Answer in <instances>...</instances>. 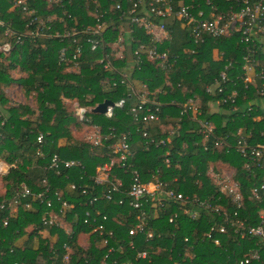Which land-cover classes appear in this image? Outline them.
I'll return each instance as SVG.
<instances>
[{
  "label": "trees",
  "instance_id": "16d2710c",
  "mask_svg": "<svg viewBox=\"0 0 264 264\" xmlns=\"http://www.w3.org/2000/svg\"><path fill=\"white\" fill-rule=\"evenodd\" d=\"M124 1L99 0L102 19L107 23L105 42L96 51H92L81 37L83 47L79 56L82 65L80 71L74 73L67 70L66 64H59L57 58L62 47H66L69 52H78V45L72 43L71 38L62 39L54 36V33L69 26L83 27L95 24L91 0H72L70 4L63 0V7L68 12L66 15H62L63 7L60 4L47 0H27L28 8L36 10L32 15H28L20 6H14L13 0H0V20L3 22V25H0V40L3 38L5 25L8 26L9 23L12 29L23 33L39 28L36 23L29 24L33 16L51 19L47 23L50 29L41 30L44 35H26L21 43L15 44L9 52H0V106L7 105V116L0 114V158L7 164L14 165L3 177L6 181V193L0 196V201L12 200L23 182L32 191L40 190L44 187L41 181L46 178L51 191L58 189L61 198L72 204L70 210L66 211L67 222L72 226L69 235L58 227H48L42 223L45 204L32 201L29 196L21 197L17 215L9 220L6 227L0 228V264H56L60 262L65 242L73 249L72 261L69 264H100L109 246L115 247V250L107 256V264H237L236 261L243 258L244 253L252 248L260 250V259L248 264H264V246L256 245L254 239L240 238L232 227H228L225 234H215L219 238V245L215 244L212 238H207L206 232L210 228L211 220L209 215L203 214L198 219L191 220L175 203L167 202L165 207L157 212V217L150 222L151 228L154 229L152 238H147L145 232L130 235L129 230L134 227L137 210L130 207L127 201L123 205L118 204L116 200L119 195H115L113 201L102 199L90 205L87 203L92 196L90 189L86 193L67 189L69 182L81 186L84 183L90 184L96 167L112 156L107 143L91 146L86 140L77 138L72 130L73 127L97 124L103 131L110 127H114L118 132L130 129L133 135L131 150L134 154L130 161L142 176L146 177L147 171L159 168L160 177L168 187L184 193L197 191L204 195L206 190L216 192L215 185L206 175V171L210 163L221 161L232 165L236 170L234 178L239 182L243 195V209L239 216L247 218L249 223L256 224L259 211L264 208V201L248 198L253 179L244 170L245 159L232 148L225 151L223 147L214 146L210 151H204L200 145L201 135L190 131L196 128V123L187 115L182 116L179 135L174 137L169 145L172 161L180 162V167L165 168L162 165L165 147L150 145L148 150L145 149V138L134 131L136 124L127 113V107L132 104L133 97H130V92L124 85L107 86V80L117 79L118 76L98 63L106 43L114 41L120 34L125 37L128 35L124 30L125 23L119 19V10L115 8L117 2L126 5L127 2ZM177 1L172 0V3ZM213 1L226 5L224 0ZM194 2L207 9L204 0ZM165 21L172 38L161 43L159 50H167L169 56H179L175 66L167 74L170 86L165 85L157 63L144 57L141 59L140 68L131 73L137 86L146 83L162 103L160 121L153 123L149 128V136L163 137L164 130L176 124L186 99L197 94L201 109L198 118L212 122L216 134H228V141L232 143L236 127L246 122L253 126L254 141H263L264 118L253 121V114H250L247 117L232 119V114L227 111L229 107L225 106L213 111L212 98L204 92L206 84L218 75L227 59L240 61V57L246 53L238 35L219 38L204 36L202 41L194 42L182 23L172 24L168 19ZM127 28L133 30L131 36L134 38L133 42L126 45L127 51L136 49L141 43H150L149 36L143 29L130 24H127ZM124 56H128V53L125 52ZM124 61L125 59L115 61V65L121 67L125 65ZM14 71L24 75L14 77ZM12 85H19L25 95L31 94L35 99V108L21 103L10 105L2 88ZM120 98H125L128 103L124 108L115 109L111 118L92 111L94 106L106 99L116 101ZM74 102L87 109L88 121L79 120ZM261 132L263 135H260ZM38 133L45 135L42 147L46 154L44 158L36 154ZM54 153L62 159L80 160L83 168H62L60 174L47 170L45 167ZM33 161L42 166L38 182L34 184L29 178ZM114 173L123 179L124 188H128V176L124 174L123 169L117 166ZM173 178H176L175 182ZM100 190L98 187L97 192ZM28 201L33 206L30 210L23 207ZM222 204L229 211L234 208L226 199H223ZM57 207L58 203L54 201V208ZM96 210L100 213L97 216L98 222L104 223L106 230L111 229L113 237L102 247L99 235L93 233L89 235L88 247L83 248L78 243V236L91 229L83 222L85 212L93 213ZM103 216H106L105 220L102 219ZM171 216L174 217L173 221H170ZM29 225L35 227L33 231H37V228H48L51 235H56V241L51 244L49 239L40 237L37 248L16 247V238L24 234ZM130 241H133V247L129 245ZM142 250L147 251L146 258L137 257V253ZM55 256H58L57 259Z\"/></svg>",
  "mask_w": 264,
  "mask_h": 264
},
{
  "label": "built area",
  "instance_id": "2783aa9c",
  "mask_svg": "<svg viewBox=\"0 0 264 264\" xmlns=\"http://www.w3.org/2000/svg\"><path fill=\"white\" fill-rule=\"evenodd\" d=\"M47 1L64 6L63 0ZM71 1L67 0V3L70 4ZM124 2L127 4L123 5L122 2H117L115 8L119 10V19L125 23L124 30L128 35L125 37L120 34L114 41L106 43L107 46L103 55L99 57L98 63L102 64L105 70L114 72L118 76L117 79L107 80V86L124 85L130 92V97H133L132 104L127 107V113H129L132 122L136 124L134 131L145 138V149L148 150L150 145L165 147L162 165L165 168L180 167V162L172 161L169 145L173 138L179 135L182 116L187 115L191 121L196 123V128H192L190 131H195L201 135L200 145L204 151H210L214 146L223 147L225 151L232 148L245 159L244 170L253 179L248 198L263 202L264 140L254 141L253 126L244 122L236 127L232 135L233 142L229 143L228 134H216L215 125L212 122L198 118L201 114L200 98L199 95L194 94L184 102L180 111L181 115L176 119V124L164 130L165 135L163 137H151L149 136V128L153 123L160 121L159 114L162 103L157 100L155 92H152L146 83L137 86L131 77V73L134 69L140 68L141 59L144 57L150 62L157 63L165 85L170 86L167 74L175 66L179 56H169L167 50H159L161 43L172 38L167 28L166 19L170 20L172 24L182 23L188 29L189 37L194 42L202 41L204 36L219 38L232 34L238 35L246 53L240 57V61L227 59L218 75L206 84L204 92L212 98L211 107L214 108L213 111H217L220 106H225L229 107L227 111L232 114V119L253 114L251 119L260 121L264 118V0H224L226 5L213 0H204L207 9L201 8L199 4L196 5L194 0H190V2L178 0L174 4L172 0H125ZM13 3L14 6H20L28 15L36 13L35 9L28 8L27 0H13ZM91 3L94 6L95 24H88L83 27L69 26L54 33V36L62 39L71 38L72 43L78 45V52H69L66 47H62L58 52V63L66 64L69 72L77 73L80 71L82 60L79 55L83 47V42L80 41L81 37L84 38L85 43L90 46L92 51H96L105 42L107 23L102 19L103 14L99 9V0H91ZM61 13L66 15L67 9L63 7ZM49 20H51L49 17L45 19L35 15L29 24L36 23L39 28L23 33L12 29L10 23L8 26L5 25L3 38L0 40V52H9L15 44L21 43L26 35H44L41 30L50 29L47 24ZM127 24L136 25L143 29L149 36L150 43H141L136 49L127 51L126 45L134 41L131 36L133 30L128 29ZM0 25H3L1 20ZM125 52L128 53V56H124ZM124 59L125 65L121 67L115 65V61H123ZM156 90L160 92V90ZM112 102V105H108L103 113L107 118L113 116L115 109L124 108L128 103L125 98ZM74 107L79 120L88 121L87 109L78 106L76 102H74ZM86 126L90 130H88L85 140L91 146L107 143L112 156L108 161L96 167L94 175L90 178V184L84 183L81 186L69 182L67 189L72 192L79 190L81 193H86L90 189L92 196L87 201L90 205L102 199L113 201L115 195H119L116 200L118 204L123 205L127 201L130 207L137 210L136 222L134 227L129 230L130 235L145 232L147 238H152L154 229L151 228L150 222L157 217V212L162 210L167 202H170L175 203L178 209L191 220L198 219L203 214L209 215L211 217L210 228L206 232V237L212 238L217 245H219V238L215 234H225L228 227H232L234 233L240 238L254 239L256 245L264 246V208L259 211L256 224L249 223L247 218L239 216V212L243 209V195L239 182L234 178L235 167L221 161L216 164L210 163L206 175L214 183L216 192L206 190L204 195L197 191L184 193L173 187H168L167 183L160 177L161 170L159 168L154 171H147V175L144 177L134 167L130 161L134 155L131 150L133 135L130 129L118 132L114 127H110L107 131H103L97 124ZM260 135H263V132ZM36 142L38 144L36 154L40 158L46 157L42 150L45 135L38 133ZM117 166L123 169L124 174L128 176V188H124L123 179L114 173ZM74 167L83 168V164L77 159H62L57 153H54L45 168L55 174H60L62 168ZM173 181L175 182L176 178H173ZM41 182L44 187L40 190L32 191L23 184L12 200L0 201V228L8 225L9 214L20 205V198L29 196L32 201L45 204L46 210L41 218L44 225L62 228L65 233L71 234L72 230L64 226V218H66V211L70 210L72 204L61 198L58 189L52 192L46 178L42 179ZM98 187L101 188L99 192H97ZM51 194L53 195L50 196ZM223 199L228 200L233 205L232 211L227 210L222 204ZM54 201L58 203L57 209L54 208ZM23 207L26 210L33 208L29 201ZM99 215L98 210L94 213L86 211L83 222L90 226L92 232L99 235L100 244L106 246L109 238L113 237V231L111 229L106 230L105 224L98 222L97 216ZM102 219L105 220L106 216H103ZM173 220L174 217L171 216L170 221ZM129 245L133 247V241H130ZM118 248L121 249L120 246ZM114 250L115 247L109 246L107 254L102 258L100 264H107L106 258ZM72 255L73 249L70 244L63 243L62 257L57 264H69ZM137 257L146 258L147 251H139ZM259 259L260 250L252 248L244 253V257L236 263L248 264Z\"/></svg>",
  "mask_w": 264,
  "mask_h": 264
},
{
  "label": "crops",
  "instance_id": "0c3cea01",
  "mask_svg": "<svg viewBox=\"0 0 264 264\" xmlns=\"http://www.w3.org/2000/svg\"><path fill=\"white\" fill-rule=\"evenodd\" d=\"M15 72V71H14ZM17 74H19L18 72H16ZM20 76H23L24 74H19ZM19 86V85H18ZM20 87V86H19ZM5 88V89H4ZM9 88V87H8ZM4 89V90H3ZM6 89L7 87H3L2 90L4 92V95H6V97L8 98V95L6 94ZM8 103L10 105H17V104H20V103H17V102H12L10 100V98H8ZM101 103V102H100ZM22 104V103H21ZM99 104V103H98ZM95 107V106H94ZM6 108H7V105H4V106H0V114L4 115L5 117L7 116V112H6ZM14 167V165H10V164H7L4 160H2L0 158V196L4 195L6 193V187H5V183L6 181L3 179L4 176H6L9 171H10V168ZM42 166H40V164L36 161H33L32 162V165L29 169V178L30 180H32L33 184L34 183H37L38 182V179L40 177V173H41V168ZM25 184L24 182L20 184L23 185ZM19 207V206H18ZM16 208L15 211L11 212L9 215H10V219L14 216L17 215V212H18V209L19 208ZM58 208V207H57ZM55 208V209H57ZM45 212V211H44ZM43 212V214H44ZM68 213V212H67ZM94 213V212H93ZM42 214V216H43ZM9 219V220H10ZM66 222H67V214H66V218H64V226L66 228ZM45 226H48V225H45ZM71 226V225H70ZM30 230H27L28 228H30ZM48 227H51V226H48ZM35 227L33 225H29L26 229H25V232L24 234L20 235L19 237L16 238L14 244L16 245V247H20L21 249L24 248L25 246H29V247H32V248H37L38 247V244H39V238H47L50 240L51 244L54 243L56 241V235H51L50 232H49V229L48 228H37V231H33ZM59 229H62V228H59ZM64 231V229H62ZM72 230V226H71V229ZM65 232V231H64ZM93 234L95 232H92V230L90 229V231L88 232H82L81 234ZM67 234V233H66ZM97 234V233H96ZM98 235V234H97ZM90 238V237H89ZM100 243V242H99ZM80 245V244H79ZM71 246V245H70ZM102 247H105L103 245H101ZM72 247V246H71ZM88 247V246H87ZM73 256V255H72ZM58 256H56L55 259H57ZM72 261V259H71ZM59 263V262H58ZM57 264V263H56Z\"/></svg>",
  "mask_w": 264,
  "mask_h": 264
},
{
  "label": "rangeland",
  "instance_id": "374dc122",
  "mask_svg": "<svg viewBox=\"0 0 264 264\" xmlns=\"http://www.w3.org/2000/svg\"><path fill=\"white\" fill-rule=\"evenodd\" d=\"M13 76L19 77L20 75L17 74L16 72H14ZM137 89H139V88L137 87ZM5 92L8 95V98H10V100L12 102L26 104V105L30 106L31 108H35L36 103H35L34 97L31 94L25 95L24 90L21 87H19L18 85H12L9 88L7 87ZM213 107H216V106H213ZM72 130L75 133V135L77 136V138H80V140H85L86 135L88 133V130H90V128L87 126H81V127H73ZM65 225H66L67 229H71V226L68 222H66ZM30 229H31V227L28 228L27 230H30ZM89 235L90 234L87 233V234H80L78 236V243L80 244L81 247L87 248V246L90 243V238H89L90 236Z\"/></svg>",
  "mask_w": 264,
  "mask_h": 264
},
{
  "label": "water",
  "instance_id": "95a60500",
  "mask_svg": "<svg viewBox=\"0 0 264 264\" xmlns=\"http://www.w3.org/2000/svg\"><path fill=\"white\" fill-rule=\"evenodd\" d=\"M112 101L109 99H106L104 101H102L101 103L97 104L92 111L94 113H104L106 111V108L108 105H112Z\"/></svg>",
  "mask_w": 264,
  "mask_h": 264
}]
</instances>
